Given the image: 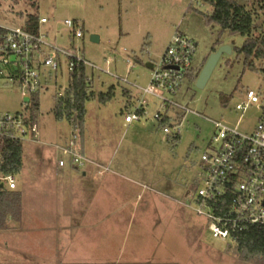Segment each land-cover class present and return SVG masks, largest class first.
Wrapping results in <instances>:
<instances>
[{"label":"rangeland","instance_id":"obj_1","mask_svg":"<svg viewBox=\"0 0 264 264\" xmlns=\"http://www.w3.org/2000/svg\"><path fill=\"white\" fill-rule=\"evenodd\" d=\"M37 1V10L26 3L15 11L9 4L0 7V25L21 27L20 11L47 18L49 22L40 26L41 33L63 50L81 49L89 64L93 92L98 96L114 86L115 97L106 105L98 99L89 101L84 127L75 132L67 119L58 120L55 114L57 100L66 94L70 82V60L60 59L59 71L52 73L47 86L33 97L38 100L40 136L39 141L28 138L22 142L25 165L16 175L18 191L24 194L29 183L26 169L31 145L69 147L74 135L78 140L80 137L79 145L86 146V155L77 151L110 167L105 173L117 179V185L111 195L100 193V203L110 204L107 207L111 208L110 218L101 230H80L82 215L74 214L75 198L67 200L68 193L63 195L60 190L63 201L58 199V206L66 205L71 228L79 229L57 234L45 227L39 229L30 221L29 206L23 212L21 207L23 224L17 220L0 230V264H264V258H240L234 247L215 239L207 221L196 214L190 196L193 185L203 178L202 155L220 145L214 123L252 133L263 116L264 72L248 68L237 52L247 38L209 25L207 17L213 8L198 0ZM238 1L257 12L255 36L264 33V9L259 7L262 0ZM67 20L75 23L74 29L65 24ZM77 28L82 29V38L76 37ZM176 34L187 37L197 47L191 76L183 80L176 95L167 96L193 112L173 107L168 111L170 116L180 117L177 124H182V132L178 141L165 136L151 114L131 126L124 125L126 114L134 112L143 97L142 89L149 86L152 71L147 64L161 61ZM92 35L100 38L99 43H92ZM219 40L230 45L233 53L221 57L207 85L200 89L195 77L217 50ZM255 67L264 70V62L255 61ZM248 91H254L260 103L243 114L236 111V106L246 101ZM145 98L152 114L159 110L160 100ZM29 111L32 115L31 107ZM18 112H28L21 85H0V114ZM55 152L57 158L69 159L63 151ZM54 233L58 235L55 241L59 252L66 259L59 263L51 261L55 249L47 245L49 239L50 244L52 241L49 235Z\"/></svg>","mask_w":264,"mask_h":264},{"label":"built area","instance_id":"obj_2","mask_svg":"<svg viewBox=\"0 0 264 264\" xmlns=\"http://www.w3.org/2000/svg\"><path fill=\"white\" fill-rule=\"evenodd\" d=\"M49 20L42 18L40 26ZM65 24L75 28L73 21ZM82 38L81 28L75 31ZM194 45L187 37L176 34L159 63L154 64L149 86L142 89L143 97L136 104L134 112L125 116V122L131 124L148 118L149 104L145 96L161 101V107L152 117L160 123L165 136H180L182 124H177L178 116H170L171 107L193 113L167 97L176 95L181 83L190 75ZM69 59V71L76 66L89 64L82 57V50L66 51L58 47L41 33H32L22 27L0 25V85H21L25 113L0 114V140L26 142V139L39 141V125L32 120L30 106L33 97L47 86V78L61 68L60 59ZM26 99H29L26 102ZM260 103V97L254 91H248L246 101L236 106L243 114L254 104ZM220 141L218 147L211 148L201 157L203 178L193 195L194 208L198 216L208 223V229L215 239L227 244H235L252 228H264V113L258 120L252 133H243L222 123H214ZM78 137L74 135L69 147L59 148L69 156L70 162L77 168L86 165L97 167L99 172L110 171V167L85 158L77 151ZM30 142V141H29ZM66 166L64 160L59 167ZM9 190L17 189L14 175L0 177V185Z\"/></svg>","mask_w":264,"mask_h":264},{"label":"trees","instance_id":"obj_3","mask_svg":"<svg viewBox=\"0 0 264 264\" xmlns=\"http://www.w3.org/2000/svg\"><path fill=\"white\" fill-rule=\"evenodd\" d=\"M200 3L209 4L213 12L207 17L208 24L218 26L223 32L232 35H240L247 38L241 49H237L238 55L243 56L245 64L251 70L264 72L255 67V61L264 62V33L255 36V21L257 12L251 5L240 3L238 0H198ZM26 3L33 9L38 8L37 0H0V7L9 4L12 11ZM260 10L264 9V0L259 3ZM250 7V8H249ZM259 10V9H258ZM22 20V28L32 33L40 31V21L42 18L38 13L28 11L18 12ZM181 35V34H180ZM183 36V35H182ZM185 37V36H184ZM226 44L219 40L217 47ZM215 52V50L213 51ZM152 71V70H151ZM152 74V73H151ZM199 75V74H198ZM198 75L196 78H198ZM191 76V75H190ZM92 81L88 75V66L83 64L76 66L70 71V82L66 94L57 100L55 114L58 120L67 119L74 127L75 132L83 129L86 118V104L91 100H97L100 104L106 105L115 97V87L112 86L106 93L98 96L91 87ZM38 94L35 95V97ZM32 120L38 121V100H32L31 104ZM131 113V112H128ZM127 113V114H128ZM126 114V115H127ZM161 127L162 125L158 123ZM174 141H178L180 136H169ZM24 145L20 141L0 140V177L7 175H18L24 165ZM198 184L193 185V192L196 193ZM21 196L16 190L4 188L0 190V230L6 228L7 224L19 221L21 214ZM234 247L237 256L243 259L264 258V228L249 229L237 243L228 244ZM80 264V263H75ZM83 264H120L117 262L103 263H83Z\"/></svg>","mask_w":264,"mask_h":264},{"label":"crops","instance_id":"obj_4","mask_svg":"<svg viewBox=\"0 0 264 264\" xmlns=\"http://www.w3.org/2000/svg\"><path fill=\"white\" fill-rule=\"evenodd\" d=\"M128 104L130 103L128 102ZM156 112L152 114L149 111L148 117L150 114L154 116ZM132 124L133 123L127 124L125 122L124 125L131 126ZM79 141L80 137L76 148H78L83 155H86L84 153L86 151V146L79 145ZM45 146L49 147V150L51 151H47ZM45 146L31 145L30 147V150L31 148L33 149L29 152L30 160L27 163L28 167L26 169L28 172V177L26 179H28L29 183L24 188V194L21 191H18L19 185L17 183V192H20V195L22 196V212L23 209H26V205H28L31 223H37L39 229L45 227L49 232L56 231L57 234L60 233L59 231L69 232L71 230L79 229L78 226L71 228L69 217L70 211L65 209L66 205L58 206V199L62 200L59 195L60 190L63 195H67L68 193L67 200L70 201L71 198H75L74 207L76 209L74 214L78 213L80 216L82 215L80 230H82V228L93 231L96 229L101 230L105 221L110 218L111 208L107 207L110 204L102 205L100 203V193L104 191L111 195L112 190H115L117 185V179L106 173L99 172L97 167L93 165L77 168L71 164L70 159L66 160L63 156L57 158L55 151L59 150L58 148H61L60 145ZM61 160L66 162V166L63 168L59 167V161ZM92 161H96L100 164V159ZM36 178L39 179L38 182L36 181ZM47 179H50L51 181H48ZM122 194L124 197L125 193L123 191ZM140 197L141 194L137 196V199ZM121 204L124 208V201H122ZM80 208L81 210H79ZM106 208H109V210L107 211ZM103 214L106 215L103 217ZM24 218V213H22V217L19 220L21 224H23ZM49 236L52 241L50 244L49 239L47 245L55 249V256L52 254L54 257L51 258V261L56 263L65 261V257H62L64 253L62 251L59 252L60 246L58 242L55 241V238H57L58 235H55L54 233V235L52 234Z\"/></svg>","mask_w":264,"mask_h":264},{"label":"water","instance_id":"obj_5","mask_svg":"<svg viewBox=\"0 0 264 264\" xmlns=\"http://www.w3.org/2000/svg\"><path fill=\"white\" fill-rule=\"evenodd\" d=\"M91 41L92 43H99L100 38L97 35H92L91 36ZM233 50L232 47L230 45L224 44L221 45L217 48V50L215 52H213L208 60L206 61L205 65L203 66V69L201 70V72L198 75L197 78V87L200 89L205 88V86L207 85L209 79L211 78V75L216 67V65L218 64L219 60L221 59V57L224 54H232ZM155 67L154 63H148L147 64V68L150 70H153ZM29 99H26V102H28ZM4 189V185L1 184L0 185V190Z\"/></svg>","mask_w":264,"mask_h":264}]
</instances>
